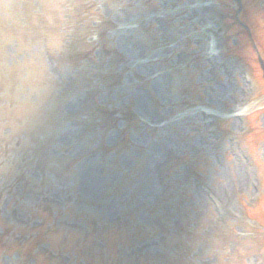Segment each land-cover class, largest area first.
I'll use <instances>...</instances> for the list:
<instances>
[{
  "label": "rangeland",
  "instance_id": "rangeland-1",
  "mask_svg": "<svg viewBox=\"0 0 264 264\" xmlns=\"http://www.w3.org/2000/svg\"><path fill=\"white\" fill-rule=\"evenodd\" d=\"M257 55L264 0H0V264H264Z\"/></svg>",
  "mask_w": 264,
  "mask_h": 264
}]
</instances>
